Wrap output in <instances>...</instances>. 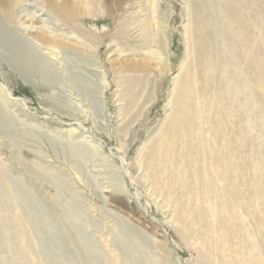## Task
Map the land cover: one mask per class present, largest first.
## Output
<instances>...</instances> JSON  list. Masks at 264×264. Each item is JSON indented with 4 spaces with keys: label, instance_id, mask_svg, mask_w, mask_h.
Wrapping results in <instances>:
<instances>
[{
    "label": "rangeland",
    "instance_id": "rangeland-1",
    "mask_svg": "<svg viewBox=\"0 0 264 264\" xmlns=\"http://www.w3.org/2000/svg\"><path fill=\"white\" fill-rule=\"evenodd\" d=\"M204 3L194 19L188 0L81 3L79 21L100 41L49 19L69 46L50 51L23 35L35 68L0 46V163L46 261L76 264L81 245L91 264H264V0ZM191 23L211 37L214 61L208 68L199 54L181 91L188 155L175 135L156 139ZM230 76L247 85L238 97ZM10 246L4 264H14ZM33 261L23 254L18 264Z\"/></svg>",
    "mask_w": 264,
    "mask_h": 264
},
{
    "label": "bare ground",
    "instance_id": "bare-ground-1",
    "mask_svg": "<svg viewBox=\"0 0 264 264\" xmlns=\"http://www.w3.org/2000/svg\"><path fill=\"white\" fill-rule=\"evenodd\" d=\"M35 2L37 1L0 0V14L3 16L4 21L2 24L0 23V46L11 49L12 51L10 52L13 54L15 61L20 62L23 65L25 64L27 68H35L36 66L34 53L31 51L29 43L23 38V35L30 39V42L33 44L41 47L45 46V48L50 51H53L52 49L57 47L66 48L69 46V44L60 37H64L65 35L60 34L57 31L58 28L56 30L52 27V23H50L51 20L49 19H53L55 22L59 23L60 27L73 26L74 28H77L86 40L100 41L101 37L98 35L97 31L90 30L79 21L80 15L82 14V11H84L81 3H89L91 0H40L39 4ZM204 4V0H188L187 7L191 10L190 13L193 15V19L198 11L202 13L204 11L208 12L205 6L206 4ZM152 8V12H158L159 7L157 1L153 2ZM112 11L113 9L110 6L106 7V14L108 16L113 15ZM17 21L23 23V26L19 30L20 33L16 32L13 28ZM198 28V26L197 29L192 27V23L190 28L189 25L185 26L187 39L189 40L187 42L188 51H186L187 53L179 68L182 72L173 79V88L171 89V96L167 103L166 115L164 119L160 121V124H162L164 128L161 127L162 130L159 129V135L156 139L161 143L166 137H173L175 135L176 140L179 142L181 141L184 144V150L188 155L191 153L193 154V149L189 144L188 139L184 141L183 136L185 135L186 137L191 128L189 117L185 111L181 91L185 88V80L189 76L188 73H190V64L200 62L199 54L202 52L204 53L206 58H203L204 61L202 60V62L208 65V68L213 66L212 63L214 61V58H211L208 51L205 50L209 48V50L212 51L213 49L211 48V37H209V34L206 33L201 26L200 29ZM154 41L165 50L166 43L163 36H157L154 34ZM207 42L210 43V46L205 48ZM226 48L230 51V48ZM113 64L114 62H112V65ZM228 83L233 90V95L235 94L236 97H238V94H240V92L247 86L244 82L238 83L232 76L229 77ZM0 96L4 97L2 86H0ZM5 98L10 101L6 95ZM168 133H172V135H169ZM151 146H149L150 150L152 149L150 154H152L153 151L155 152L153 143ZM143 151L144 149H142L140 157L143 155ZM150 161L151 160H147L149 166L151 165ZM36 167L41 171V174H43L42 176L47 177L57 184H61L62 177L57 170L47 168L39 163ZM57 201V199H54V203H57ZM22 205H24V203L22 202L19 187L15 182L8 178L4 165L0 163V251L3 250L4 243L7 242L11 245L10 249L12 250L13 256L10 261L14 264L19 263V258L23 254H30L34 258L32 263L27 264H53L51 260L46 261L43 258V255H40L37 252L36 247L34 246V240L31 238L28 229L25 227L24 218L26 215L23 212L24 209ZM67 213L72 217H79L78 211L74 206H68ZM61 216L62 215H59V218H62ZM172 218L173 221L176 222L173 216H171V219ZM65 231L70 236L71 232L67 228H65ZM84 253L83 247L77 245L76 264H91L88 259L85 258ZM8 261L9 259L7 258L0 259V264H4V262ZM167 262L172 264L169 259Z\"/></svg>",
    "mask_w": 264,
    "mask_h": 264
}]
</instances>
